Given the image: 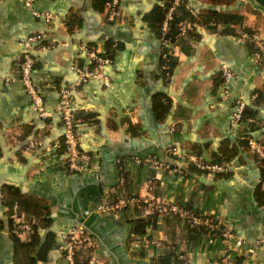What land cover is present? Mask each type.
Masks as SVG:
<instances>
[{"label":"crops","instance_id":"0c3cea01","mask_svg":"<svg viewBox=\"0 0 264 264\" xmlns=\"http://www.w3.org/2000/svg\"><path fill=\"white\" fill-rule=\"evenodd\" d=\"M105 1L34 0L35 11L52 14L46 19L24 0H0V264H65L58 246L73 226L94 243L77 251L86 264H220L229 247L232 264H264V244L256 243L263 232L264 166L247 143L264 145V53L257 55L255 44L237 32L257 30L264 39V0H188L201 20L173 43H164L158 28L168 0H120L113 22L105 19ZM232 14L242 21L219 17ZM34 33L44 34L46 47L31 53L32 80L49 117L34 109L16 68L22 41ZM80 44L111 61L103 69L108 85L90 80L71 92L79 149L89 156L87 166L74 171L66 165L55 109L60 89L77 79L74 67L91 65ZM223 64L232 73L226 85ZM238 99L246 106L231 125ZM32 139L38 144L28 149ZM171 147L179 156L168 153ZM187 155L225 169L206 172ZM135 157L179 171H155ZM150 179L161 200L214 217L244 243L233 250V241L174 216L144 218L132 207L97 211L102 197L143 194ZM12 188L41 199L50 219L22 254L2 198ZM134 238L152 242L135 248Z\"/></svg>","mask_w":264,"mask_h":264},{"label":"built area","instance_id":"2783aa9c","mask_svg":"<svg viewBox=\"0 0 264 264\" xmlns=\"http://www.w3.org/2000/svg\"><path fill=\"white\" fill-rule=\"evenodd\" d=\"M27 7L31 10L34 16H43L46 19L52 18V14L48 12L40 13L33 9L34 0H24ZM119 1L120 0H110L105 5L106 19L108 21H115L119 14ZM185 0H170L169 6L166 8L163 19L161 21V32L165 33L167 31L170 20L172 19L173 10L176 6L183 3ZM191 27L190 21L182 22L180 25V35H183L187 29ZM238 35L246 40L253 42L256 47V54L260 55L264 53V39L259 31H249L245 27L238 29ZM167 43V41H163ZM22 54L16 64L18 77L25 88L26 92L29 94L32 105L34 109L38 112L41 117H49L51 114L49 111L45 110L42 101L34 87L32 80V69L34 66V57L32 56V51L35 49H43L46 47L44 42V34L34 33L29 35L21 43ZM79 50L84 52L91 62V65H85L83 67H74L77 73V79L60 89L59 101L57 103L55 111L61 115L63 123V134L62 141L65 145L66 150V165L70 170L81 171L83 170L89 160L88 154L81 151L78 145V134L74 127L73 114L70 107V95L71 92L81 83L90 80H101L103 84L108 85V77L105 75L103 69L110 63V59L102 56L97 50L87 47L85 44L79 45ZM221 72L223 76V84L226 85L227 82L232 77L230 69L226 65L221 66ZM255 95L252 96L254 98ZM246 103L243 99H238L235 103V109L232 114L231 125L237 123L241 117ZM38 142L35 139L29 141L27 148H34ZM248 146L251 152H253L261 161L264 162V147L256 140L249 139ZM168 153L173 156H179L176 147H171L168 149ZM186 159L188 162L194 164L197 168L205 170L206 172H216L222 171L225 168L221 165L215 163H208L200 160L194 155H187ZM136 163L148 162L155 171H179L177 167L172 166L166 161H158L153 158L139 159L134 158ZM264 180V177H263ZM132 207L135 208L142 217H148L153 214L163 215V216H177L183 223L190 226H202L208 231H216L217 235L225 239L226 241L234 242V249L240 247L244 242L234 235V233L223 223L215 221L209 215L195 214L192 211L180 207L175 203L164 202L157 195L154 186V180L150 179L146 185L145 193L137 194L134 196H122L115 197L114 199L109 198V196H104L101 198L97 211L103 214L114 213L120 211L124 208ZM14 212L16 206H14ZM15 223L17 225V230H15L20 236L28 234L30 232V224L28 220H25L23 215L14 214ZM61 243L58 246L61 252L65 264H76L75 257L77 251L81 247H94V243L91 237L78 226H73L61 235ZM150 242L146 238H134L131 240L130 245L132 247H145ZM259 245L264 244V222H263V232L256 242ZM232 248H226L224 250V255L221 259L220 264H232L231 258ZM179 257L185 260L184 255H179ZM151 264H157L152 261Z\"/></svg>","mask_w":264,"mask_h":264},{"label":"trees","instance_id":"16d2710c","mask_svg":"<svg viewBox=\"0 0 264 264\" xmlns=\"http://www.w3.org/2000/svg\"><path fill=\"white\" fill-rule=\"evenodd\" d=\"M108 1H110V0H106L104 2V6H103L105 19H106L105 5ZM212 1H218V0H212ZM169 4H170V0H168L167 4L163 7V10L161 12V16L159 19V23H158V26H159L158 28H159V35L161 37V40L167 41V43H173V42H175L176 39H179V38L183 37L184 35H186L190 31V29L193 28V25L195 23L200 22L201 18L197 17V14L195 15L192 13L189 6H187L188 0H185V1H183V3H181L180 5L175 7V9L173 10L172 19L169 22L167 31H165V33H162L161 29H160L161 21L163 19V14H164L166 8L169 6ZM219 17L221 19L227 21V22H232L234 24L235 23L239 24L242 21V16L238 15V14H232L229 17L219 15ZM220 18H217V20L218 21L221 20ZM185 21H190L191 27L189 29H187V31L183 35H180V25L182 22H185ZM109 22H113V21H109ZM229 24L230 23H228V25ZM102 56H104V55H102ZM104 57L109 58L108 56H104ZM164 58L165 59L163 61L164 62L163 66L166 65V69H167L169 66V63L167 62V58H169V57H167V55H166ZM243 112H244V110H243ZM242 115H243V113H242ZM247 143H248V141H247ZM261 145L264 147L263 144H261ZM248 148H249V146H248ZM256 158H258V157L256 156ZM260 163L264 166L263 161L260 160ZM263 177H264V167H263ZM3 195H4V197H2V198L4 199V202L7 205L6 215L8 216L10 221L12 222L13 219L15 218V217H13L14 214H17V215H23L25 220H28L29 224H30V232L28 233L30 235V240H28V241L20 240V237H19L20 235L15 231V230H17L16 223L14 225H12V235H13L14 240L16 242V251L18 253L22 254L24 251L29 250L31 247H33L35 245L38 230L42 227L47 226V224L49 223L50 219L47 216L48 210L45 208L44 202L41 199H39L33 195H30V194H25V195L21 194L17 189H14V188L8 189ZM14 206H16L15 212L13 209ZM153 215H155V214H153ZM153 215H151V216H153ZM173 216L178 218L175 215H173ZM145 218H147V217H145ZM212 218L215 221H218L214 217H212ZM188 226H190V225H188ZM191 227L201 228L205 231H208L202 226H191ZM208 232H210L213 235H217L216 231L215 232L214 231H208ZM46 248H47V245H46ZM75 260H76V264H86L87 257L84 259H81V258L79 259L76 255ZM160 260L161 259H157V260L153 259L152 261H155L157 264H160ZM16 261L19 262V259L17 256H16ZM31 262L33 263V260H31Z\"/></svg>","mask_w":264,"mask_h":264}]
</instances>
